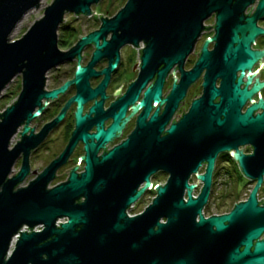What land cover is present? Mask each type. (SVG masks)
Instances as JSON below:
<instances>
[{"label":"water","instance_id":"1","mask_svg":"<svg viewBox=\"0 0 264 264\" xmlns=\"http://www.w3.org/2000/svg\"><path fill=\"white\" fill-rule=\"evenodd\" d=\"M100 1L54 0L22 37L12 39L18 23L38 8L41 0H0V96L14 77L22 74L17 100L0 113V264H264V240L252 242L264 231V206L258 207L256 199L258 187L228 214L206 218L202 213L218 153L248 142L256 145L260 138L264 144V100L241 111L264 82H255L248 89L249 78L247 85L240 87L245 71L264 55V50L251 49L254 39L264 32L256 24L264 14V0L253 15L245 20L240 16L228 27L233 0H127L112 16L100 13L99 28L83 35L70 49L61 50L58 31L65 15L71 12L89 17L97 13L92 7ZM248 3L242 0L241 10ZM213 11H217L216 34L204 41L196 64L186 70L185 61ZM210 40L215 41L213 50H209ZM141 41L145 47L138 78L113 103L118 111H112L114 121L104 129L103 101L94 103L87 114L82 113L83 104L103 93L119 62V49L127 44L138 46ZM89 44H94L95 50L84 66L82 51ZM103 56L109 57L110 63L101 71L105 74L102 82L92 89L89 79L100 73L93 66ZM75 57L74 78L47 91V72ZM177 64L180 80L163 98L166 76ZM203 71L202 95L161 136ZM217 78H221L219 87ZM71 83L76 84L77 92L66 107L76 101L77 110L70 143L42 173L22 186L30 171L32 149L63 119L65 108L38 134L29 124L43 110L44 98H55ZM143 89L136 107H143L136 129L98 157V149L122 127L120 119ZM154 103H165V107L162 111L157 107L147 120ZM259 109L262 111L254 114ZM95 124L97 130L89 132ZM22 125L21 139L11 146ZM78 140L85 142L84 171L78 173L74 168L66 181L49 187L57 167ZM21 154L20 170L9 177ZM236 157L245 176L261 182L264 162L259 166L256 154L241 151ZM203 162L207 163L205 172L198 173ZM159 171L169 175L167 182L155 187L157 195L143 213L129 215L128 209L152 187L151 177ZM193 174L204 182L197 198L193 197L195 184L189 183ZM23 226L28 230H21ZM218 248L222 249L221 258L211 260V249Z\"/></svg>","mask_w":264,"mask_h":264},{"label":"flooded vegetation","instance_id":"2","mask_svg":"<svg viewBox=\"0 0 264 264\" xmlns=\"http://www.w3.org/2000/svg\"><path fill=\"white\" fill-rule=\"evenodd\" d=\"M241 2L242 0H233L230 4L231 9L233 10V15L227 21V27L234 23V21H238L239 17H243L244 20L246 17L253 15L257 11L258 4L260 0H249V3L241 10ZM90 17V16H89ZM216 21H217V11H213L207 20L204 22L205 29L202 31L200 37L198 38L195 48L193 52L187 57L185 61V69L189 70L194 67L196 64L203 43L206 39H212L216 34ZM96 26L88 31L87 33L97 29L101 25V17H98L94 20ZM243 22V21H242ZM256 24L258 27L264 29V14H260L256 20ZM61 24L60 30L63 29ZM59 30V31H60ZM58 31V32H59ZM61 32V31H60ZM59 32V45L62 43ZM81 34L78 35L77 38L73 41V43L69 47H62L64 50L70 49L76 42L83 36L86 35ZM111 33L107 35V39H109ZM61 41V42H60ZM215 46V41L210 40L209 42V50H213ZM145 47V42L141 41L138 46L133 44H127L122 46L119 49L120 59L116 66V68L110 73V78L105 86L103 93H99L95 98L88 99L83 104V114H87L90 111L92 105L98 101H103L102 110L105 115L103 120V128L107 129L114 121V117L111 114L112 111L117 112L118 108L113 107V103L116 102L120 97H122L129 86L138 78L140 67H141V55L142 49ZM252 50H264V32L259 34L254 41L251 43ZM95 50L94 44H89L82 51V59L81 64L87 65L91 60L93 52ZM110 63V58L107 56H103L100 58L93 68L100 72L96 76H91L90 87L92 89L96 88L104 79L105 74L101 71L107 67ZM78 66V59L75 57L73 60L66 61L64 63L58 64L57 66L51 68L47 72V79L45 89L47 91H51L61 87L65 82L70 81L74 78L75 71ZM74 67V68H73ZM204 73L188 88L186 97L180 103L179 108L173 114L169 124L166 126L165 130L161 134V136L165 135L166 129L173 123L178 121L190 108L192 101L201 96L203 93V80ZM241 71L237 72V76L239 77ZM19 75V74H18ZM22 75V74H21ZM181 77V73L179 71L178 64L175 65L171 71L166 76L162 96L165 98L167 94L171 91L172 85L175 81H179ZM251 79L250 84L248 85V89H251L255 82L262 83L264 82V55L253 65L250 70L245 71V75L242 77L241 88H244L247 85L248 79ZM153 82L150 81L147 86H149ZM221 83V78H217L216 85L219 87ZM197 86L198 93H194L192 91L193 87ZM192 89V90H191ZM77 86L75 83H71L69 87L64 92H60L55 98H44L43 99V110L34 117L29 126L33 129L34 134L40 133L43 128L63 111L65 108V115L62 120H60L55 126L50 128L47 132L43 140L34 148L30 153V171L25 177V180L20 184H24L26 181L28 183L35 179L40 173H42L50 163H52L55 159H57L63 151L67 148L72 138L73 131L76 128V117L75 113L77 110V102L73 101L71 104L66 107L67 103L70 99L76 94ZM145 89L141 90L137 100L129 104L124 116L120 119V123L122 127L117 130L114 136L107 142H105L102 147L98 149L97 156L100 157L107 151L113 149L117 145L121 144L123 141L129 138V136L133 133V131L137 127V119L139 114L142 112L143 107L140 106L136 109L139 102L142 100ZM193 96L190 98L189 105L187 108L184 104L187 103L189 95ZM260 99L264 100V86H262L259 90H257L250 98H248L245 104L242 106L241 111L244 112L250 105L257 103ZM217 98L216 101H218ZM161 106V111L165 107L164 104L154 103L153 108L147 118L150 119L151 115L155 112L156 108ZM183 110V111H182ZM262 110H256L254 114L261 112ZM94 115V114H93ZM102 116V118L104 117ZM101 116H99L100 118ZM98 118V119H99ZM24 128V125L20 126L17 133L19 135V140L21 139V132ZM97 130V125H92L89 129V132L93 133ZM15 134V135H16ZM263 139V138H262ZM18 140V141H19ZM261 138L255 145L254 143L248 142L245 144H241L237 149L227 150L219 152L216 160H215V168L213 172L212 185L209 193V197L207 202L204 204L202 208V213L206 218L211 216H221L230 213L236 204L246 201L251 192L255 187L256 191V199L257 206H264V173L262 175V180L259 182L258 178L251 179L242 172V169L239 165V161L236 157V152L241 151L245 155L256 154V162L257 165H262L264 162V144H261ZM85 142L83 140H78L75 144L74 148L68 155L65 157L64 161L57 167L54 178L51 180L49 187L54 186L58 183L66 181L69 178L71 171L74 168H77V172L81 173L85 168ZM23 160V154H21L20 158L17 160L13 169L9 175L12 177L15 175L21 168ZM207 163L203 162L201 167L199 168L198 173H204ZM259 165V166H260ZM158 177H163L162 181H156ZM169 175L164 171H159L155 173L152 177V187L143 193V195L128 209L129 215L143 213L146 208L152 204L153 199L157 195V191L155 187L159 184L163 185L167 182ZM27 183V184H28ZM190 184H195V188L193 189V197L197 198L201 193L204 182L199 180L196 174H193L189 179ZM26 184V185H27ZM25 186V185H24ZM152 195L151 201L148 202L145 206H143L142 210L132 213L131 211L137 207L138 204L144 202V198L146 195ZM83 199V198H82ZM82 199L80 201H82ZM184 199L187 200V189L185 190ZM199 219V215L197 216V220ZM161 221H166L165 217L161 218ZM42 228V227H41ZM264 240V231H262L256 238L253 239V244L257 241ZM235 242V241H234ZM244 248L243 244L239 245V249L242 250ZM221 249V248H220ZM211 249L210 251V259L221 258V250ZM253 249V247L251 248ZM209 251V250H208ZM205 252V251H204ZM223 253V252H222ZM213 255V257H211ZM220 255V256H219ZM209 259V258H208ZM211 259V260H212ZM213 262V261H211ZM217 262V261H216ZM212 264V263H211Z\"/></svg>","mask_w":264,"mask_h":264},{"label":"rangeland","instance_id":"3","mask_svg":"<svg viewBox=\"0 0 264 264\" xmlns=\"http://www.w3.org/2000/svg\"><path fill=\"white\" fill-rule=\"evenodd\" d=\"M54 0H41L40 5L29 11L23 19L18 23L17 27L11 34L12 39L20 38L24 35V33L32 26V24L41 18L44 14L46 6L51 4ZM126 0H101L97 5H93L92 10L97 11V13L93 12V14L88 17L85 15L77 16L74 13L68 12L65 15V20L62 25L67 22L70 29H59L61 39L65 40V42L60 43L61 46L69 47L73 41L77 38L78 35L85 34L91 29H93L96 24L94 20L100 17V13H103V16H112L114 15L125 3ZM37 9V10H36ZM61 42V41H60ZM59 48L61 50L62 47ZM74 68V67H73ZM22 89V75L19 74L7 85V87L3 90L0 96V113L4 111V109L11 105L14 101L17 100L19 93ZM193 89V90H192ZM191 90L195 91L194 93H198L197 86L193 87ZM193 94L189 95L188 101L184 106L187 108L190 102V98ZM183 111V110H182ZM19 140L18 134L14 135L11 141V146H14ZM163 177H158L156 181H162ZM28 181H26L22 186L26 185ZM152 195H146L144 198V202L138 204L136 208H134L131 212L135 213L142 210L143 206H145L148 202L151 201Z\"/></svg>","mask_w":264,"mask_h":264},{"label":"built area","instance_id":"4","mask_svg":"<svg viewBox=\"0 0 264 264\" xmlns=\"http://www.w3.org/2000/svg\"><path fill=\"white\" fill-rule=\"evenodd\" d=\"M28 228H29L28 226H23V228H22L21 230H28ZM37 229H41V226H38ZM18 236H19V234H17V236H15V238L12 240L11 248H10L9 253H10V252L12 251V249L14 248Z\"/></svg>","mask_w":264,"mask_h":264},{"label":"trees","instance_id":"5","mask_svg":"<svg viewBox=\"0 0 264 264\" xmlns=\"http://www.w3.org/2000/svg\"><path fill=\"white\" fill-rule=\"evenodd\" d=\"M126 1H127V0H126ZM126 1H125V3H126ZM125 3H124V4H125ZM66 28H68V29L71 28V27L68 26L67 22H65V24H64V26H63V29H66ZM62 42H65V40H62Z\"/></svg>","mask_w":264,"mask_h":264}]
</instances>
